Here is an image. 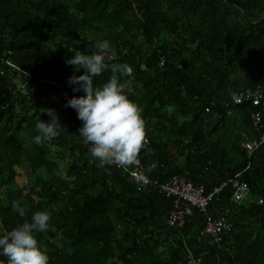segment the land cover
I'll use <instances>...</instances> for the list:
<instances>
[{
  "label": "trees",
  "instance_id": "16d2710c",
  "mask_svg": "<svg viewBox=\"0 0 264 264\" xmlns=\"http://www.w3.org/2000/svg\"><path fill=\"white\" fill-rule=\"evenodd\" d=\"M103 40L116 51L110 64L133 68L126 93L146 124V184L98 166L79 135L83 122L57 94L60 84L84 95L69 85L75 68L66 60ZM256 88L264 92V0H0V234L47 211L49 230L36 236L49 264H188L191 256L264 264V205L255 202L264 199V143L251 155L242 146L264 133L251 117L261 106L233 99ZM43 109L65 127L41 146ZM238 173L248 187L241 202L232 183L222 187ZM175 174L213 193L208 214L194 208L183 224L170 223L174 199L154 180ZM221 213L229 227L214 241L203 230Z\"/></svg>",
  "mask_w": 264,
  "mask_h": 264
},
{
  "label": "clouds",
  "instance_id": "9594fccd",
  "mask_svg": "<svg viewBox=\"0 0 264 264\" xmlns=\"http://www.w3.org/2000/svg\"><path fill=\"white\" fill-rule=\"evenodd\" d=\"M94 48L91 54L76 51L66 60V64L74 66L75 72L84 70L83 75L74 72L68 80L69 85H75L74 92L82 90L84 95L73 96L65 107L75 109L77 118L83 122L79 135L85 145H90V155L99 162L98 166L115 165L129 172L149 143L142 109L126 93V87L134 79L133 68L127 63H109L116 51L107 40L97 41ZM109 70L110 79L101 87H94V78ZM121 77L132 79L121 83ZM233 99L235 101L236 97ZM43 110L50 121L41 119L35 124L38 134L34 142L41 146L58 137L65 127L54 109ZM155 167L153 164L149 171ZM12 209L21 217L26 215V208L19 202H13ZM50 219L47 211H37L31 221L25 220L0 234V256L7 258V264H49V256L40 247L36 234L48 232Z\"/></svg>",
  "mask_w": 264,
  "mask_h": 264
},
{
  "label": "built area",
  "instance_id": "2783aa9c",
  "mask_svg": "<svg viewBox=\"0 0 264 264\" xmlns=\"http://www.w3.org/2000/svg\"><path fill=\"white\" fill-rule=\"evenodd\" d=\"M6 62L11 66H14V63H12L10 59ZM52 83L54 85L56 84L54 82ZM56 86L58 88V96L64 101L68 102L73 97L69 88H65L60 84H56ZM247 101H252L261 106V111L253 112L251 117L257 128L260 126L262 127L264 122V92L259 88H256L255 90L248 89L246 91H241L239 96L235 99L236 104H243ZM263 143L264 133L261 134L260 141L257 144L261 145ZM247 147L252 150L254 144H248ZM127 173L133 181L141 182L142 184L152 182L151 177L146 173V169L141 166L139 158L138 163ZM239 176L240 173H238L233 179H230V181L234 183V199L237 202L243 199L247 192V186L238 179ZM154 184L160 186L161 191L165 193L166 196L173 197L174 199V204L169 216L171 224H183L189 216L193 214L194 208H197L204 214H208V207L213 193H206L204 185H195L193 180L189 178L187 174H175L164 182L155 179ZM225 185L226 183H223L222 187ZM219 189H216V191ZM260 203H264V201L261 199ZM228 227L227 215L221 213L220 217L208 216V221L203 232L213 236L214 241H220V234ZM213 240L211 239L212 242H214ZM197 262L198 261L191 256L188 264H197Z\"/></svg>",
  "mask_w": 264,
  "mask_h": 264
},
{
  "label": "bare ground",
  "instance_id": "6f19581e",
  "mask_svg": "<svg viewBox=\"0 0 264 264\" xmlns=\"http://www.w3.org/2000/svg\"><path fill=\"white\" fill-rule=\"evenodd\" d=\"M260 136H261V135H260ZM259 141H260V137H259V139L254 140V141H245V142H242V146H243V147L247 150V152L251 155V154L254 152V150L260 146V145L257 144ZM248 144H254V148H253L252 150H250V149L247 147ZM232 179H233V178H232ZM224 183H226V184H228V183H232L233 189L235 190L234 183L231 182L230 179L227 180V181H225ZM247 189H248V187H247ZM243 199H244V198H243ZM261 199L264 201L263 198H259V199H256L255 202H256L257 204H259V205H264V203H260V200H261ZM241 201H243V200L241 199ZM241 201H240V202H241Z\"/></svg>",
  "mask_w": 264,
  "mask_h": 264
},
{
  "label": "rangeland",
  "instance_id": "374dc122",
  "mask_svg": "<svg viewBox=\"0 0 264 264\" xmlns=\"http://www.w3.org/2000/svg\"><path fill=\"white\" fill-rule=\"evenodd\" d=\"M25 176L27 177V174H25Z\"/></svg>",
  "mask_w": 264,
  "mask_h": 264
}]
</instances>
